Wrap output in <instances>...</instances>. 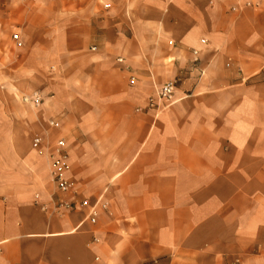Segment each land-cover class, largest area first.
Returning <instances> with one entry per match:
<instances>
[{
    "label": "crops",
    "instance_id": "obj_1",
    "mask_svg": "<svg viewBox=\"0 0 264 264\" xmlns=\"http://www.w3.org/2000/svg\"><path fill=\"white\" fill-rule=\"evenodd\" d=\"M13 1L0 0V264H264V0ZM174 79L176 102L149 109ZM33 93L38 108L22 102Z\"/></svg>",
    "mask_w": 264,
    "mask_h": 264
},
{
    "label": "built area",
    "instance_id": "obj_2",
    "mask_svg": "<svg viewBox=\"0 0 264 264\" xmlns=\"http://www.w3.org/2000/svg\"><path fill=\"white\" fill-rule=\"evenodd\" d=\"M23 3L35 4L38 0H20ZM14 41H18V35H14ZM122 62V60H119ZM134 83V80H132ZM179 79H174L164 86H162L159 90H157L155 96L151 97L148 102V107L151 110L162 111L168 106L174 104L176 102L175 96L178 90ZM22 102L32 106L34 108H38L43 104V98L39 93H33L32 95L24 96L22 98ZM40 139L35 140V147L40 146ZM49 158L51 163V178L52 182L57 190V192L65 195L72 191L73 185L66 178L67 172L70 170V155L67 148V141L65 139H60L56 142V144L52 147L49 152ZM88 202H83L81 207H86ZM59 210L63 211H75L77 206L71 204L69 202H60L57 205ZM105 209V206H103ZM98 217V212L96 209H92L89 214V221L92 224L96 223Z\"/></svg>",
    "mask_w": 264,
    "mask_h": 264
},
{
    "label": "rangeland",
    "instance_id": "obj_3",
    "mask_svg": "<svg viewBox=\"0 0 264 264\" xmlns=\"http://www.w3.org/2000/svg\"><path fill=\"white\" fill-rule=\"evenodd\" d=\"M38 5V2L35 4H30V3H23L20 0H14L12 2L11 5H9V7L11 8V10H14L15 12H19V11H23L25 13H28L29 11H32L33 9H35ZM8 31L10 32L9 35L7 37H5V40L9 43H12V39L14 40L13 34H15L14 32H16V26H10ZM14 31V32H13ZM13 37V38H12ZM8 52V51H6ZM1 54V53H0ZM5 83L2 86L4 90H7V88L5 87ZM1 89V87H0ZM13 89V88H11Z\"/></svg>",
    "mask_w": 264,
    "mask_h": 264
}]
</instances>
